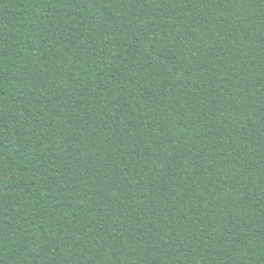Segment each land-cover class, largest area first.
Listing matches in <instances>:
<instances>
[{"label":"trees","instance_id":"trees-1","mask_svg":"<svg viewBox=\"0 0 264 264\" xmlns=\"http://www.w3.org/2000/svg\"><path fill=\"white\" fill-rule=\"evenodd\" d=\"M0 264H264V0H0Z\"/></svg>","mask_w":264,"mask_h":264}]
</instances>
